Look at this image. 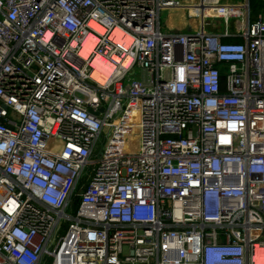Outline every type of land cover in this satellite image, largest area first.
I'll return each instance as SVG.
<instances>
[{"label":"built area","instance_id":"obj_1","mask_svg":"<svg viewBox=\"0 0 264 264\" xmlns=\"http://www.w3.org/2000/svg\"><path fill=\"white\" fill-rule=\"evenodd\" d=\"M261 13L0 0V264H264Z\"/></svg>","mask_w":264,"mask_h":264},{"label":"crops","instance_id":"obj_2","mask_svg":"<svg viewBox=\"0 0 264 264\" xmlns=\"http://www.w3.org/2000/svg\"><path fill=\"white\" fill-rule=\"evenodd\" d=\"M198 1V0H194ZM162 16L164 17V23L162 24ZM187 11L182 9H169L164 10L161 13V24L162 28L165 26V31H174V32H187L199 30L201 26V21L198 23L195 19V22L187 18ZM189 17V16H188ZM190 18V17H189Z\"/></svg>","mask_w":264,"mask_h":264},{"label":"rangeland","instance_id":"obj_3","mask_svg":"<svg viewBox=\"0 0 264 264\" xmlns=\"http://www.w3.org/2000/svg\"><path fill=\"white\" fill-rule=\"evenodd\" d=\"M244 1L245 0H221V2L222 3H225V4H243L244 3ZM258 12H252V16H253V18H255L258 14H260V13H258ZM261 14H263V13H261ZM263 17H264V14L262 15ZM187 18L189 19V20H192L191 18H189L188 16H187ZM195 22V20H192V22ZM198 23L200 22L199 20H196ZM211 21V23H212V25H213V27H210L209 28V31H211V32H214V33H220V32H222V30H223V28H224V26H225V21H224V19H222V18H214V19H212V20H210ZM164 23V17L162 16V24ZM163 30L165 31V26H163ZM74 213V212H73Z\"/></svg>","mask_w":264,"mask_h":264},{"label":"trees","instance_id":"obj_4","mask_svg":"<svg viewBox=\"0 0 264 264\" xmlns=\"http://www.w3.org/2000/svg\"><path fill=\"white\" fill-rule=\"evenodd\" d=\"M250 8H251V12L264 13V1L263 0H250ZM232 39L241 41V38H225L224 40L231 41Z\"/></svg>","mask_w":264,"mask_h":264},{"label":"water","instance_id":"obj_5","mask_svg":"<svg viewBox=\"0 0 264 264\" xmlns=\"http://www.w3.org/2000/svg\"><path fill=\"white\" fill-rule=\"evenodd\" d=\"M102 110H103V108H102Z\"/></svg>","mask_w":264,"mask_h":264}]
</instances>
